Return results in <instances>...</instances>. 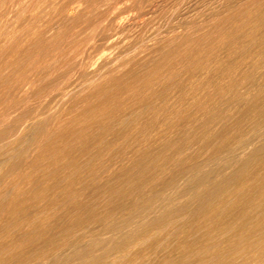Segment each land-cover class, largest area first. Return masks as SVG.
I'll return each mask as SVG.
<instances>
[{
    "label": "bare ground",
    "instance_id": "bare-ground-1",
    "mask_svg": "<svg viewBox=\"0 0 264 264\" xmlns=\"http://www.w3.org/2000/svg\"><path fill=\"white\" fill-rule=\"evenodd\" d=\"M119 1L0 0V264H264V0Z\"/></svg>",
    "mask_w": 264,
    "mask_h": 264
},
{
    "label": "rangeland",
    "instance_id": "rangeland-1",
    "mask_svg": "<svg viewBox=\"0 0 264 264\" xmlns=\"http://www.w3.org/2000/svg\"><path fill=\"white\" fill-rule=\"evenodd\" d=\"M190 1H191V0H190ZM190 1L187 0V2H189V3H187L185 0H184V1L182 0V3H183L184 5L181 3V5L177 8V11H176V12H177L178 14H177V15H174L173 17L171 16V17H170V20H169V18L166 19V21H165V19H164V20H163V21H164V25L162 24L163 21H161V20H162V18H161V19L154 20L153 22H155V23H152V26H153V27L151 26V27H149V28H150V29L153 28V30L156 29V30H155V33H156L157 30H160V28H161V29L163 28V30H167V27H169L170 29H172V27H173L174 25H175V27H173V28H177V27H178L177 25L179 24V26H180L181 23L183 22V19L185 18V17H184L185 14H189V15H191V17H193V18H201V17L204 18V17L210 15V14L213 13V12H214V13L217 12V11L219 10V5H220V6H221V5L224 6V5H228V4H229L228 6H230V5H233V4H234V6H236L237 4H235V3H238V4H239V2H240V0H236L235 3H234V0H233V4H232V3H231L232 0H231V1H229V0H195L197 3H201V2H202V4L200 5V4H197L194 0L191 1V2H190ZM211 1H212V2H211ZM215 1H216V2H215ZM228 1H229V2H228ZM237 1H239V2H237ZM244 1L246 2L247 0H243V3H244ZM119 2H120L119 7H120V6H123V7L125 6L124 9H126L127 11H128V9H129V12H126V11H125V13H124L125 15H127V13H128L129 15H127V16H128L129 18H131V15H130V14H132V16H133V14H134V16H135V14H136L135 18H137V20L139 19V17H141V18L138 20L140 23H145V21H146V23H147V22H150V20H151L150 15L152 16V14H151V13L153 12L152 7H153V4L155 3V0H146V2L143 1L145 4H144L143 2H141V4H140V3H137L138 5L135 4L136 6H135L131 1H128V0L125 1L126 4L123 3V1H122V3H121V1H119ZM119 2H117V3H119ZM184 2L186 3V6H185V3H184ZM218 2H219V3H218ZM225 2H226V3H225ZM241 2H242V1H241ZM127 3H128V5H127ZM129 3H130V4H129ZM190 3H192V4L195 3V4H197V5L193 4V5L191 6ZM204 3H205L207 6H206ZM209 3H210V4H209ZM263 3H264V2H262V3H261L262 5L260 4V6L258 7V8H259V10H258V13H259L258 16H260V15H261V16H260V17L257 16V18H262V21H263V22H260V23H261L260 25H264V20H263V18H264V17H263V16H264V5H263ZM121 4H122V5H121ZM123 4H124V5H123ZM132 4L134 5L135 9L132 7V6H133ZM139 4H140V6L142 5L140 8L137 7V6H139ZM187 4H188L189 6H188ZM129 5H130V6H129ZM116 6L118 7V4H116ZM126 6H128V7L126 8ZM183 6H185V7H187V8L189 7V8H188L189 10H191L192 7H193V8H194V9H193V12H194L195 14H194L193 12H191L192 10L189 11L188 9H186V8L183 7ZM190 6H191V9H190ZM194 6H195V7H194ZM197 6H198V7L200 6L201 8H200V7L198 8ZM130 7H131V8H130ZM136 7H137V9H136ZM143 7H144V8H143ZM182 7H183L184 9H183ZM121 8H122V7H120V9H121ZM132 8H133L135 11H134ZM141 8H142V9H141ZM195 8H197L198 10L195 9ZM214 8H215V9H214ZM216 8H217V9H216ZM261 8H262V9H261ZM130 9H132V10H130ZM138 9H139V10H138ZM185 9H186V12L184 13ZM199 9H200V11H201V9H202V11L204 10V12H200L199 14H198V12H195V11H199ZM210 9H213V10H211V13H210ZM142 10H143V11H142ZM180 10H182V11L180 12ZM187 10H188V11H187ZM206 10L208 11V15H207V11H206ZM214 10H215V11H214ZM130 11H131V12H130ZM205 11H206V13H205ZM133 12H134V13H133ZM135 12H138V13H135ZM189 12H190L191 14H190ZM180 13H182V14H180ZM183 13H184V15H183ZM192 13H193V14H192ZM196 13H197L198 15H197ZM202 13H203V14H202ZM204 13H205V15H204ZM214 13H213V14H214ZM138 14H139V15H138ZM179 14H180V15H179ZM201 14H202V15H201ZM137 15H138L139 17H138ZM140 15H141V16H140ZM145 15L147 16V18L145 17ZM181 15H183V19H182ZM196 15H197V16H196ZM199 15H200V16H199ZM134 16H133V17H134ZM176 16H180V17L178 18V17H176ZM187 16H188V15H187ZM149 17H150V18H149ZM188 17H189V16H188ZM143 18H144V19L146 18L147 20L144 21ZM172 18H173V19H172ZM180 18H181V19H180ZM257 18H256V19H257ZM148 19H149V20H148ZM175 19H176V20H177V19H180V20H179L180 22L177 20V23H178V24L175 23V24L171 25L173 22H176ZM141 20H143V21L141 22ZM158 20H160L161 22H160V21H159V22H156V21H158ZM171 20H172L173 22H172ZM181 20H182V21H181ZM184 20H185L186 23H182V25L180 26V28H181L184 24H185V25H184L183 27H187V26H188V25H186V24H188V23H187V21H188L187 18L184 19ZM168 21H169L171 24H170V23H166V22H168ZM158 23H160V24H162V25H160V24H158ZM156 24H158V25H156ZM165 24H166L167 27H164ZM168 24H169V26H168ZM159 25H160L161 27H160ZM156 26H157V28H156ZM154 27H155V28H154ZM159 27H160V28H159ZM253 28H255V30H256V27H253ZM150 29H149V31H150ZM153 30L150 31V32L153 33V32H154ZM168 30H169V29H168ZM252 30H253V29H252ZM255 30H254V31H255ZM108 31H109V30H108ZM112 31H114V30H110V31H109V35H110V39H109V40H114V41H117L118 39L122 40V37H123V36H121L120 34H117L116 31H114V32H112ZM260 31H261V30L258 28V31H256V32L259 33ZM115 32H116V34H115ZM260 33H261V32H260ZM114 34L116 35L117 40H115V39H116L115 37H112ZM115 35H114V36H115ZM119 35H120V36H119ZM120 37H121V38H120ZM123 38H124V37H123ZM127 40L129 41V38H125V40L123 39V41H127ZM128 41H127V42H128ZM263 71H264V70H262L261 72H263ZM261 74H262V75H261ZM263 75H264V72L255 75V77H257V78H255L256 80L254 81L255 84L253 83L252 86L250 85L251 87L249 86V88H247V89L249 90V92H252V93L255 92V89H257V88L260 86V85L258 86V84H262V82L264 83V79H263L264 76H263ZM243 90H244V89H243ZM249 92H248V93H249ZM218 95H219V94H217V97H218ZM219 96H220V95H219ZM219 98H221V97H219ZM219 98H216L215 100H217V99H219ZM221 99H222V98H221ZM221 99H219V100H221ZM215 100H213V102H214ZM219 100H218V101H219ZM225 101H226V102H225ZM216 102H217V101H216ZM216 102H214V104H215ZM224 102H225L224 104H222L223 102L220 103L221 106L218 105L219 108L221 107V109L218 110V109H219V108H218V109H217L218 111L216 110V113H217V114L219 113V116H220V114H223V112L228 108V107H226V106H229V105H230V104L228 105V102H227L226 98H225ZM232 103H235V102L233 101ZM225 104H227V105L225 106ZM224 106L226 107V109H225ZM232 106H233V108H235V107H234V104H233ZM232 106H229V107H232ZM235 106H236V105H235ZM222 107H223V109H222ZM209 109H210V108H209ZM209 109H208V110H209ZM212 109H213V107L211 108V111H212ZM224 109H225V110H224ZM208 110H207V111H208ZM221 110H223V112H222ZM209 111H210V110H209ZM220 111H221L222 113H221ZM204 112L206 113V111H201V112L199 113V117H198V120H197L198 122H197V121H194V122H196V123H194L193 121H191V122H193V123L195 124V126L197 125V123H199V124L201 123V124H200V127H199L200 130H202L201 132L198 133L197 130H194L196 133H194V131H192V136H189V137H188V133H189V132H187L186 130L191 126V125H190V124H191L190 121H189V124L187 123V124H184V125H181V126H177L176 128H174V129L172 130V132H171L172 134L170 133V135H169V136L172 135V137H171V138L169 137V138L171 139V141H170V144L168 145V149H169V148L172 149V151H174V154H175L176 156H174V159H175V160L173 159V160H171V161H174V162H176V163L180 162V163H178V164H183L182 161H183V159L185 158V155H184V154H186L185 151H187V152H188V150L190 151V150L192 149V144H193V147L197 146V145L199 144V140H200V142L203 141V139L205 140V138H207L206 136L209 135L210 132L213 131V130H212L213 127H215L216 125L219 124V121L221 120V119L219 120L220 117L217 118V121H216V118H215V121H214V120L212 121V120H210V119H212V118H209L208 120H210V121L208 122V123H209V124H208V123H207L208 120L206 121V117L208 118V116H205V114H203ZM208 113H209V115L211 114L210 112H208ZM208 113H206V115H208ZM217 114H216V115H217ZM200 115H201V116H200ZM203 115H204V116H203ZM200 117H201V118H200ZM204 117H205V118H204ZM214 117H215V116H214ZM217 117H218V115H217ZM203 118H204V120H203ZM200 120H201V121H200ZM218 120H219V121H218ZM199 121H200V122H199ZM202 121H203V122H202ZM204 121H205V122H204ZM202 123H203V124H202ZM204 123H205V124H204ZM194 124H193V125H194ZM199 124H198L197 126H199ZM213 124H215V126H214ZM188 125H189V126H188ZM203 125H204V126H203ZM208 125H209V127H207ZM210 125H211L212 127H210ZM182 126H184L185 128L182 127ZM180 127H181V128H180ZM186 127H188V128H186ZM206 127H207V128H206ZM190 128H191V127H190ZM190 128L188 129V131L190 130ZM201 128H202V129H201ZM208 128H209V129H208ZM211 128H212V129H211ZM176 129H177L178 131H177ZM181 129L185 130V132H184L183 130H181ZM204 129H206V130L208 129V130L206 131V130H204ZM174 130H176V131L174 132ZM198 130H199V129H198ZM203 130H204V131H203ZM209 130H210V131H209ZM261 130H262V129H261ZM182 131H183V132H182ZM208 131H209V132H208ZM255 131H256V132H258V131L260 132V130H254V132H255ZM254 132H253V130L251 131V133H254ZM256 132H255V133H256ZM27 133H28V132H27ZM176 133H180V134H182V135L179 136V137L182 136V137H181V140L179 139V137H177L179 134H177V136L175 135ZM184 133H185V134H184ZM190 133H191V132H190ZM190 133H189V135H191ZM251 133H250V135H251ZM255 133H254V135H255ZM203 134H205V135H203ZM27 135H28V134H27ZM27 135H26V136H27ZM185 135H186V136H185ZM252 135H253V134H252ZM28 136H29V135H28ZM263 136H264V134H262V135H260V136H256V137H254L251 141H249L248 143H247L246 141L244 142V141H242V140H241V142H239V143H235L234 146H231V148L229 149L230 151L227 150V151L225 152V154H226L225 157L228 159V161H232V158H233L234 156H237L239 152L241 153L242 151H244L246 146L249 147V146H250V143L252 144V143H254V142H256V141H259L260 139H258V138H259V137L262 138ZM175 137H177V140H175V139H176ZM195 137H196V138H195ZM200 137H202L203 139H202V140L199 139ZM173 138H175V139H174V141L172 142V139H173ZM189 138H190L191 144H190ZM183 139H185L184 142L180 143V141H183ZM195 139H196V140L199 139V140L196 141ZM177 141H179V142L177 143ZM185 141H186V142H185ZM188 141H189V144H188V146L186 147V144L188 143ZM192 141H193L194 143H193ZM252 141H254V142H252ZM196 142H198V143H196ZM171 143H172V144H171ZM185 143H186V144H185ZM195 143H196V144H195ZM174 144H175V146H174ZM181 146H183V147L181 148ZM189 146H190V147H189ZM175 147H176V148H175ZM179 147H180L181 149H180ZM178 148H179L180 151L178 150ZM183 148H184V149H183ZM186 148H187V149H186ZM189 148H190V149H189ZM235 148H236V149H235ZM239 148H240V149H239ZM242 149H243V150H242ZM182 151H183L184 153H183ZM231 152H232V153H231ZM240 153H239V154H240ZM230 154H231V155H230ZM234 154H235V155H234ZM228 156H229V157H228ZM175 157L178 158V160H177ZM179 158H180L181 160H179ZM233 159H234V158H233ZM176 160H177V161H176ZM181 162H182V163H181ZM159 189H160V191H159L158 188H157V189L153 190V193H152V191L149 192V194H150L149 196H153V195H155L154 197L157 196V197H158V200H159V197H160V198H163V199H160V200H159V201H163L164 198H165L166 196L169 195L168 192L171 193V191H172V192L174 191L173 189H168V190H170V191H167L166 188H165L164 191H162L163 189H162L161 187H160ZM156 190H157V191H156ZM158 191H159V192H158ZM165 191H166V192H165ZM154 192H156L157 194L160 193L159 196H158L156 193H154ZM163 196H164V197H163ZM157 197H156V198H157ZM166 201H167V200H166ZM165 203H167V202H165ZM165 203H164V204H165ZM114 231H117V230L110 231V232L107 234L108 236L106 235L105 240L103 239V241H107V240H109V241H107V242H110V241L112 242V241L115 240L114 238L118 239V237H119V235H120L121 232H120V231H119V232H118V231H117V232H114ZM115 233H116V236L113 235V234H115ZM111 234H112L113 236H109V235H111ZM117 234H118V235H117ZM112 237H113V238H112ZM107 242H106V243H107ZM94 243H95V242H94ZM82 248H83V249H82ZM82 248H78V250H77L76 252H80V249H81V250H82L81 253H83V252H86L87 249H88V247H86V248H85L86 250L84 251V247H82ZM89 248H90V247H89Z\"/></svg>",
    "mask_w": 264,
    "mask_h": 264
}]
</instances>
